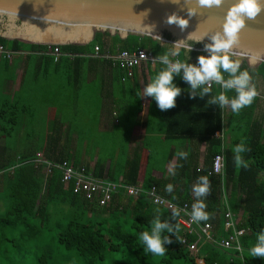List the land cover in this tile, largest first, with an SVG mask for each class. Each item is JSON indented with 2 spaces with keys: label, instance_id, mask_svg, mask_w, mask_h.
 <instances>
[{
  "label": "trees",
  "instance_id": "trees-1",
  "mask_svg": "<svg viewBox=\"0 0 264 264\" xmlns=\"http://www.w3.org/2000/svg\"><path fill=\"white\" fill-rule=\"evenodd\" d=\"M167 40H172L168 33L162 35ZM207 42H195L188 40L186 44H192L188 51L187 62L194 64L199 55H205L204 44ZM0 44L11 50L27 52H44L47 45L32 44L16 39L0 37ZM97 45L99 53L105 51L133 48H143L151 52L154 57L167 52L173 45L160 43L147 36L127 34L120 38L116 33L107 31L95 32L92 40L85 45L59 44L62 53H72L79 56L90 53L93 46ZM51 46V45H50ZM187 51V50H185ZM62 56V55H61ZM179 59H186L183 48ZM191 60V59H194ZM80 58L73 60L79 61ZM110 70H115L122 75L118 68H110L105 60H100ZM74 61V62H75ZM7 67L6 60H0ZM158 62H148L140 69L145 73L148 82L163 68ZM242 70H248L253 77L256 86V78L261 79L264 90V63L260 62L255 67L241 63ZM135 73V72H134ZM133 73V75H134ZM225 78L227 74L225 73ZM174 84L181 88V94L176 100L191 104L194 98H199L207 103H196L190 106L191 111L186 114L187 126L165 128V137L169 140L183 138L206 143L205 157L201 163V169L195 171L196 160L190 157L181 160L177 157L176 164L182 167L175 169V176L165 178H153L149 172L141 181L143 188L155 185L158 192L164 197L176 202H189L193 204L196 197L192 186L200 176H207L206 170L210 165L211 157L220 151V140L212 136L214 131L221 126V108L216 104L208 103L209 96L190 97L189 85L181 76L174 77ZM220 92L218 86H212V95ZM229 97L235 95L234 91L227 93ZM150 105L155 108V100L149 97ZM258 96L254 102L244 108L239 115L232 113L230 107L223 125V133L227 140L223 143V174L224 186L228 189L227 206L236 213L240 211L238 228H244L247 232L240 237V244L244 249L241 257L235 252L219 249L210 243L200 245L197 257L203 264H264L260 257H249L248 249L256 242V236L264 231V106L262 120L254 117V109ZM25 112L14 103L4 101L0 103V137L6 138L10 134L17 135L21 117ZM17 122L18 127H13ZM243 141L251 151L243 154L249 162L248 168H237L234 164L233 147ZM38 149V148H35ZM54 142H47L43 150V157L51 160H61L65 157L59 151H54ZM185 151V150H184ZM35 150L31 153L24 151L21 155L11 154L5 141L0 143V264H55L60 261H68L73 264L76 257L82 264H98L104 260L106 253L118 252L120 258L111 261L110 264H197L195 258L187 251L185 245L169 234L173 242L166 244L167 252L164 257H155L146 254L138 236L143 231L151 230V221L156 215L155 209L162 213L161 219L169 223L177 224L171 214L164 208L158 207L145 199L143 195L137 198L124 196L117 192L111 196L108 203L103 206L97 202H89L77 194L72 193L70 186L64 188L60 182V173L52 170L50 175L44 177L41 166L29 162L34 158ZM74 164V163H73ZM98 171L93 174L101 175L102 166L97 162ZM138 168L137 157L130 159L124 169L123 181L134 184ZM109 179L115 181L110 172ZM211 181V192L205 198L206 211L212 214L208 221L217 233H222L220 227V202H219V177L208 176ZM171 183L174 186L173 193L165 192V186ZM63 205L65 217H54L52 206ZM18 230L17 238L12 231ZM49 236L46 241H51L58 250L50 253V248L45 244L43 236ZM180 231L177 233L179 236ZM167 235L168 233H164ZM195 236H188V243ZM32 245L36 246L32 249ZM31 248V250H30ZM221 250L222 252L218 251ZM74 255V258L72 256ZM76 256V257H75ZM59 259V260H58Z\"/></svg>",
  "mask_w": 264,
  "mask_h": 264
},
{
  "label": "crops",
  "instance_id": "crops-1",
  "mask_svg": "<svg viewBox=\"0 0 264 264\" xmlns=\"http://www.w3.org/2000/svg\"><path fill=\"white\" fill-rule=\"evenodd\" d=\"M37 52L15 56L6 61L7 67L0 63V103H14L25 112L17 134H24L23 129L29 121L28 113L39 110L94 111L93 123L96 133L89 129L83 131V119L79 118L75 126L82 137L78 138L73 130L68 131L69 122L66 116L59 120L62 117L59 114L44 115V118H40V121H45L41 132L44 139L42 145L34 149L36 152L43 155L45 144L54 142V151H59L60 155L72 161L74 165L84 166L95 174L98 171L96 163L100 162V176L109 179L107 176L110 172L116 177L115 181L123 180L122 174L127 162L137 157L138 168L134 184L140 185L147 171L156 179L170 176L169 169L176 165L178 151L189 152L190 157L196 160L197 166H201L206 153V143L183 138L169 140L165 137V128L187 126L189 121L185 115L191 111L189 105L207 101L194 98L191 104H187L176 100L175 107L171 109L160 110L155 104L154 109L150 105L149 112L150 98L137 95L142 94L143 87L148 82L147 76L140 70L122 81L117 71L104 67L98 58L89 55L69 58L62 55L57 61H53L48 54ZM74 58L80 59L75 61ZM191 60L196 61L195 58ZM256 88L259 95L254 117L261 121L264 90L259 77L256 78ZM228 111L229 107L221 109L220 132L223 142L227 140L223 125ZM54 119L60 122L54 127H49L48 121ZM91 133L99 135V138L101 135L109 137L110 149L103 158H99L98 152L104 144L100 139L95 141L94 136L91 140ZM32 134L30 131L26 135ZM2 141L4 138L0 137V143ZM89 144L93 146L91 151L88 149ZM234 215L239 219L240 211ZM196 262L203 264L202 259H196Z\"/></svg>",
  "mask_w": 264,
  "mask_h": 264
},
{
  "label": "clouds",
  "instance_id": "clouds-1",
  "mask_svg": "<svg viewBox=\"0 0 264 264\" xmlns=\"http://www.w3.org/2000/svg\"><path fill=\"white\" fill-rule=\"evenodd\" d=\"M173 3H179V0H172ZM187 5V15L192 17L198 14V8H213L221 7L224 0H184ZM264 11V0H235L230 5L224 16L221 28L211 35L196 36L195 42L203 41L205 36H208L211 43L204 44V50L209 55H199L197 63L192 64L187 62L188 51H191L192 44L177 45L170 48L162 55H157L154 58L156 62L164 67L152 78L151 82L143 87V92L137 93L138 96L152 97L160 110H168L175 107L176 98L181 94V88L174 84V77L181 76L182 79L189 85L190 97L200 96L205 94L209 96L208 103L216 104L221 109L230 107L232 113H239L246 107L250 106L259 92L252 82L253 77L248 70L241 69L240 59L234 58L232 50L239 43V34L246 27L245 18L255 20L260 13ZM142 13L141 15H146ZM165 22L169 25H176L183 32L188 27V19L171 13L166 16ZM150 26V35H153L154 25ZM195 33H190L188 37H192ZM157 40H160L158 35H155ZM181 48L184 50L186 59H173L180 57ZM187 50V51H185ZM140 58H145L144 54H140ZM227 74L225 78L224 74ZM218 85L221 91L212 95V86ZM234 91L235 95L229 97L227 93ZM234 164L237 168H248L249 162L244 159L243 154L251 151L247 145L241 141L236 144L233 149ZM177 157L181 160H187L188 153L186 151H178ZM182 167L181 164H176L169 169L172 176L176 175L175 169ZM87 169V168H86ZM123 181V180H122ZM124 182V181H123ZM165 192L171 194L174 191V186L169 183L165 186ZM192 191L196 197V201L192 204L190 219L193 223L209 221L212 214L206 211L207 204L205 198L211 192V181L208 176H200L196 183L192 186ZM182 210L179 208H171V216L176 219ZM156 215L151 221V230L143 231L139 234L138 240L141 243L146 254L150 253L155 257H164L167 248L166 244L173 242L169 234L175 236L177 241L180 238L177 233L180 231L179 224L169 223L168 220H162L160 209H155ZM168 233L165 235L164 233ZM241 254L244 253L242 247L238 248ZM249 257H260L264 259V231H261L256 236V242L248 249ZM196 259H201L197 257ZM197 263V262H196Z\"/></svg>",
  "mask_w": 264,
  "mask_h": 264
},
{
  "label": "water",
  "instance_id": "water-1",
  "mask_svg": "<svg viewBox=\"0 0 264 264\" xmlns=\"http://www.w3.org/2000/svg\"><path fill=\"white\" fill-rule=\"evenodd\" d=\"M234 2L224 0L221 7L198 8V14L188 17L184 0L179 3L172 0H0V37L32 44L85 45L95 32L107 31L120 38L135 34L156 41L155 35H158L160 43L183 45L188 40L195 41L196 36L219 30L227 9ZM171 13L188 19V27L183 32L165 22ZM245 24L232 54L252 67L264 63V11L255 20L245 18ZM149 25H154L153 35L149 34ZM163 33H168L172 40L165 39ZM190 33L195 34L190 38ZM199 42L211 43V40L205 36ZM200 50L209 55L204 48ZM251 53L258 57L250 58Z\"/></svg>",
  "mask_w": 264,
  "mask_h": 264
},
{
  "label": "built area",
  "instance_id": "built-area-1",
  "mask_svg": "<svg viewBox=\"0 0 264 264\" xmlns=\"http://www.w3.org/2000/svg\"><path fill=\"white\" fill-rule=\"evenodd\" d=\"M27 51H18L5 48L0 44V60L10 61L15 56L27 54ZM40 54H48L53 61H57L59 56L64 55L72 58L76 54L62 53L57 44L47 45L44 52H37ZM143 53L145 58H140ZM89 55L100 60H105L110 68H118L122 71L120 79L122 81L133 76V73L140 70L145 63H156L154 56L150 51L143 48H133L131 50L121 49L114 52L105 51L99 53L97 45L93 46L90 53L81 54ZM177 57H173L176 59ZM197 62H194L196 64ZM218 86V85H213ZM219 87V86H218ZM220 88V87H219ZM221 90V88H220ZM221 129L215 131L212 136L220 140V151L215 153L210 159V165L206 170L207 176L219 177V202H220V227L222 233L218 234L217 230L213 229L210 222L193 223L190 219V212L192 204L189 202L176 203L163 195H161L155 185L151 184L149 187L143 188L140 184H128L119 181H113L106 177H98L93 175L84 166L74 165L72 161L64 158L61 160L51 161L43 157L41 152H36L34 158L28 159L29 162L41 166L44 177L50 175L52 170L60 173V182L64 188L70 186L72 193L77 194L81 198L89 202H97V205L103 206L109 202L111 196L117 192L124 196L137 198L140 194L145 197L147 201L155 206L162 207L166 212L171 214V208H179L182 211L175 219L180 226L179 238L181 244L185 245L187 251L196 257L198 249L203 243H210L213 246L235 252L241 257V252L238 248L242 247L240 244V237L243 236L247 230L238 228V217L231 212L227 206L226 198L228 189L224 186L223 174V138ZM201 166H197L195 171H199ZM195 236V239L188 243V236Z\"/></svg>",
  "mask_w": 264,
  "mask_h": 264
},
{
  "label": "rangeland",
  "instance_id": "rangeland-1",
  "mask_svg": "<svg viewBox=\"0 0 264 264\" xmlns=\"http://www.w3.org/2000/svg\"><path fill=\"white\" fill-rule=\"evenodd\" d=\"M46 45V44H45ZM59 114L62 117L59 119L61 120L64 116L67 117V122H69V128L68 131L71 132L73 130V133H75V135L77 134L78 138H81L82 136H80L78 133V129L75 126L78 122L79 118H82L83 120H81V123L85 126L83 131H87V129L92 130L94 133H96L95 131V127H94V111H74V110H66V111H61V112H56V111H51V112H46L44 110H39L36 112H29L27 117H28V123L26 124V126L23 129V135L18 133L17 135L14 133L10 134V136L4 138L5 144L7 146L8 151L11 154L14 155H21L22 152L27 151L29 153H31L35 148H38L42 145L43 143V137L41 136V132L43 129V124L45 123V121H40V118L43 117L44 115H52V114ZM83 116V117H82ZM26 117V118H27ZM31 117V118H30ZM59 120H49L47 124H49V127H54L56 126L60 121ZM80 125V124H79ZM89 125V126H87ZM20 126V125H19ZM74 126L76 128H74ZM13 127H18L17 122L13 125ZM30 131L33 132L32 135L27 136L26 134L29 133ZM35 131V132H34ZM82 131V132H83ZM94 136V140L95 141H99V139L101 140V142H103L104 146L100 148H102V150H100L98 152V156L99 158H103L104 155L106 153H108L109 149H110V143H109V137L107 135H101V138H99V135L97 134H89V138L92 140V137ZM84 134H83V138H84ZM96 144V143H93ZM92 144L88 145V149L89 151L92 150ZM53 210H54V217H65V209L67 208L63 205H54L52 206ZM17 232L18 230H14L12 231V235L15 236V238H17ZM44 242L46 245L49 246L50 248V253L51 254H55L58 250H63L61 249L59 246L56 247L54 244H52L51 241H46L47 239H49V236H46V233H44L43 236ZM36 247L32 245V249ZM31 250V248H30ZM220 252H222L221 250H218ZM230 254L232 253L231 251ZM199 253H197V256ZM76 257V256H75ZM72 258H74V255L72 256ZM120 258V254L118 252H110V253H106L104 260L99 262L98 264H110L111 261H116ZM59 260V259H58ZM55 264H71L68 261H58ZM73 264H82L81 263V259L76 257L75 261L73 262ZM198 264H202V263H198Z\"/></svg>",
  "mask_w": 264,
  "mask_h": 264
},
{
  "label": "bare ground",
  "instance_id": "bare-ground-1",
  "mask_svg": "<svg viewBox=\"0 0 264 264\" xmlns=\"http://www.w3.org/2000/svg\"><path fill=\"white\" fill-rule=\"evenodd\" d=\"M249 56H250V58H253V59H255V58L258 57V55L257 54H254V53H251Z\"/></svg>",
  "mask_w": 264,
  "mask_h": 264
}]
</instances>
